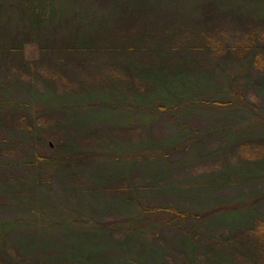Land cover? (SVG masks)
Segmentation results:
<instances>
[{
  "label": "rangeland",
  "instance_id": "1",
  "mask_svg": "<svg viewBox=\"0 0 264 264\" xmlns=\"http://www.w3.org/2000/svg\"><path fill=\"white\" fill-rule=\"evenodd\" d=\"M178 4L167 0L150 21L187 20L191 3ZM218 15L231 23L202 32L206 18L189 15L200 28L176 33L179 46L168 31L155 35L157 49L74 51L63 63L52 52L65 51L41 53L36 35L0 53V231L13 230L11 258L264 264V0H228ZM125 57L168 68L132 60L119 82ZM50 89L70 98L44 99ZM67 156L83 166L56 172L44 162ZM17 246L36 254L25 259Z\"/></svg>",
  "mask_w": 264,
  "mask_h": 264
},
{
  "label": "trees",
  "instance_id": "2",
  "mask_svg": "<svg viewBox=\"0 0 264 264\" xmlns=\"http://www.w3.org/2000/svg\"><path fill=\"white\" fill-rule=\"evenodd\" d=\"M12 1L16 3H12ZM64 1L66 0H0V53H7V51H10L9 53H13V51L19 52L22 49L23 43H25L24 39H32L37 35L41 53L45 54L49 51L55 50H62L63 52L65 51L64 54L52 52V55H55V57L60 56L61 60L63 55H67L74 51L92 52L93 55H97L99 52L103 51L110 52L106 51L108 49L117 50L118 55H120L121 51H125V53L130 54L131 51L140 52L141 48H148L150 45L154 44L153 42H155L154 37L156 34L158 35L159 33L161 35H165L164 33H167L168 31L171 32L170 37H172L171 40L173 39L172 41H174V44L178 46L179 44L181 45V41L177 40L176 38V33H178V35L179 33H182L183 35H189L192 34L195 28H198V31L200 28L194 26L195 24L190 25L191 23H194L192 20H194L196 16L189 17V15L200 14V16L206 18L207 22L205 28L201 25H198L203 28L201 29V32L213 27V23L215 22L214 20L216 19H223V22H226L227 24L231 23V21L222 18V15H218L221 4L228 0H177L179 4L185 1H189V4H192H190L191 10L189 13H185V15H188V17H185L187 20H182L183 18H181L180 20L171 19L170 21L161 22V18L156 16L155 19L154 17L152 18V21L154 20V25L152 28H150L152 21H150L149 16L154 15V11L156 12V15L162 14L160 13L162 10L157 8L161 5L166 6L167 0H68L69 3L67 2L66 4H64ZM135 1L139 2L137 6H133L131 3H134ZM169 1L170 3H173V0ZM8 2L11 4V9H9V12L6 10ZM176 8L177 7H174L170 11L175 13L177 11ZM14 18H17V20H20V23L23 24V28H21L20 32L22 33V36L24 35V37L20 40L17 38L18 34L13 27L12 20ZM242 18L243 16L237 17L238 20H242ZM139 20H142V22ZM174 21H177L178 23H175ZM137 22L143 24L142 27H139ZM114 27H119L117 28L120 29L118 35L114 33L113 29H111ZM128 27L130 28L129 30H127ZM157 27L160 30H156ZM202 35L206 36V34ZM58 37H60L59 39L61 42L58 41ZM160 41L161 39L158 42H155V46L152 45L151 48L154 47V49H157L159 46L157 43H160ZM104 43L105 47L101 45ZM192 47V51L194 52L190 53L195 56L196 52L198 51H196L195 45ZM208 47L209 46L206 48ZM178 59L186 60L185 66L192 65V61L190 62L192 58H189V56L184 58V56L181 55ZM132 60L135 64L143 66L145 69L152 65L159 67L160 69H165L167 67V63L165 64L164 62H153L154 60H148V62H146L142 59L140 61H135L134 59ZM132 60H128L126 57L122 60V66L119 69L122 75L119 77V82L126 81L124 77L131 69L130 66H128V69H126V66L124 65ZM62 62L64 63L65 59L62 60ZM180 65L181 62L176 63L174 66ZM179 68H181V66ZM115 75L114 76L118 81V71L115 73ZM139 75L142 80H144V82H147V80L143 78L142 73L139 72ZM120 87L122 89V85H120ZM56 94L57 92L55 89H50L47 90V92L42 96L45 99V97L50 98ZM56 97L70 98V94H66L64 96L56 95ZM53 100L54 99H48L46 101L52 102ZM155 106L156 107L154 109H161L167 105L166 103H159ZM65 107L70 109L69 105H65ZM173 147L174 146L167 148L171 150ZM44 162L53 167L54 171L59 172L60 170H63L62 168L71 167L72 163L75 165L73 167L79 166L80 168L83 166L84 161L76 160V158H70V156H67L66 159H58V161L45 159ZM34 163L35 162H33V164ZM32 182L35 181L31 180L30 183ZM129 200L131 201V199ZM236 212H239L237 218H235L236 220H238L242 215H245L242 214L244 211H233L230 213ZM5 221L6 220H2L0 223ZM110 232V230L106 232L107 236ZM11 233H13V230L10 229L0 231V264H72V262L68 263V261H58V259H51L47 258L46 256L42 258L36 255L35 257L33 255V258L31 257V259L28 260L30 262H27L26 260L19 261L11 258L10 254H8V251L5 250V241ZM17 249L20 254L24 252L22 255H24L23 257L25 259L27 256L25 254H36L32 250V247H30V249H23L21 246H17ZM65 258L73 260L75 264H101V262H97L79 254H73L70 256H64V254H62L61 259Z\"/></svg>",
  "mask_w": 264,
  "mask_h": 264
}]
</instances>
